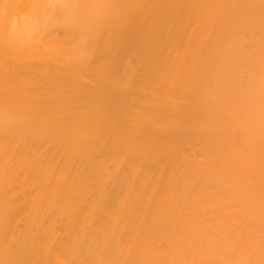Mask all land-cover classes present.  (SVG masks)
I'll return each instance as SVG.
<instances>
[{"label": "bare ground", "instance_id": "obj_1", "mask_svg": "<svg viewBox=\"0 0 264 264\" xmlns=\"http://www.w3.org/2000/svg\"><path fill=\"white\" fill-rule=\"evenodd\" d=\"M0 264H264V0H0Z\"/></svg>", "mask_w": 264, "mask_h": 264}]
</instances>
